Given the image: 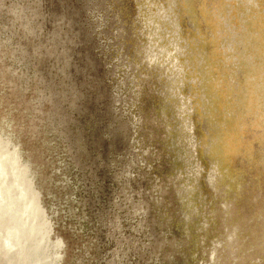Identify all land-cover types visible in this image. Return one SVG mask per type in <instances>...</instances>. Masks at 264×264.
I'll return each mask as SVG.
<instances>
[{"label":"rangeland","instance_id":"obj_1","mask_svg":"<svg viewBox=\"0 0 264 264\" xmlns=\"http://www.w3.org/2000/svg\"><path fill=\"white\" fill-rule=\"evenodd\" d=\"M0 152L12 264H264V0H0Z\"/></svg>","mask_w":264,"mask_h":264},{"label":"bare ground","instance_id":"obj_2","mask_svg":"<svg viewBox=\"0 0 264 264\" xmlns=\"http://www.w3.org/2000/svg\"><path fill=\"white\" fill-rule=\"evenodd\" d=\"M0 256H3L4 260L7 261V264H12L11 255L12 249L16 248L14 246V236L20 238L23 236L24 232V223L16 215L15 208L12 207V200L5 194L4 179L6 175L10 174V166L7 158L3 157V154L0 152ZM12 223L14 231L9 229V223ZM12 231V232H11Z\"/></svg>","mask_w":264,"mask_h":264}]
</instances>
